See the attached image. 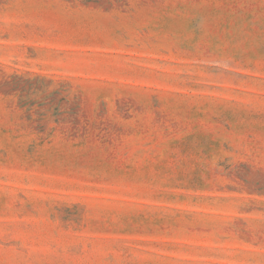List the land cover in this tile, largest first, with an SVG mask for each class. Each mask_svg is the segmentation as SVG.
Here are the masks:
<instances>
[{
  "label": "rangeland",
  "instance_id": "1",
  "mask_svg": "<svg viewBox=\"0 0 264 264\" xmlns=\"http://www.w3.org/2000/svg\"><path fill=\"white\" fill-rule=\"evenodd\" d=\"M0 264H264V0H0Z\"/></svg>",
  "mask_w": 264,
  "mask_h": 264
}]
</instances>
